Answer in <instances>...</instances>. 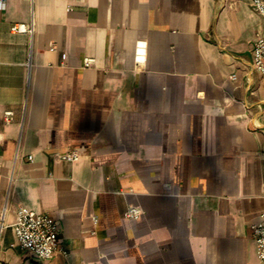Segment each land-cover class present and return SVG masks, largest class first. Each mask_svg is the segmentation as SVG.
Masks as SVG:
<instances>
[{"label":"crops","instance_id":"crops-1","mask_svg":"<svg viewBox=\"0 0 264 264\" xmlns=\"http://www.w3.org/2000/svg\"><path fill=\"white\" fill-rule=\"evenodd\" d=\"M257 33L250 0H3L0 264H264ZM18 206L51 213L67 254L14 244Z\"/></svg>","mask_w":264,"mask_h":264},{"label":"built area","instance_id":"built-area-1","mask_svg":"<svg viewBox=\"0 0 264 264\" xmlns=\"http://www.w3.org/2000/svg\"><path fill=\"white\" fill-rule=\"evenodd\" d=\"M258 13L264 20V0H250ZM3 0H0L2 6ZM13 31H32L33 24L13 23L11 25ZM54 49L55 46L51 45ZM65 52L61 53V58L64 59ZM94 63V57L87 56L83 60L84 66H91ZM251 68L264 76V33H257L252 45ZM231 78L235 74H230ZM5 121H10L13 118L12 109L4 110ZM80 156V152L75 148H68L61 151L58 155L59 159L65 161H74ZM31 158V155L28 156ZM4 209L0 213V230L5 225ZM143 209L135 203L127 204L124 210V216L138 219L141 217ZM96 223L97 217H92ZM14 233V244H17L21 249L27 251L32 256L38 259H47L57 252L64 255L67 254V249L63 246L59 238L60 224L48 211H36L26 206H18L14 210V220L10 223ZM250 234L253 237L257 255L264 262V208L259 212L258 218L250 223Z\"/></svg>","mask_w":264,"mask_h":264}]
</instances>
